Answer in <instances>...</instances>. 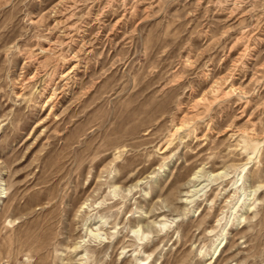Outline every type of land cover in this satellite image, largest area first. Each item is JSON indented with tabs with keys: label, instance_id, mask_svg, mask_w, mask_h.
Segmentation results:
<instances>
[{
	"label": "rangeland",
	"instance_id": "1",
	"mask_svg": "<svg viewBox=\"0 0 264 264\" xmlns=\"http://www.w3.org/2000/svg\"><path fill=\"white\" fill-rule=\"evenodd\" d=\"M0 264H264V0H0Z\"/></svg>",
	"mask_w": 264,
	"mask_h": 264
},
{
	"label": "bare ground",
	"instance_id": "2",
	"mask_svg": "<svg viewBox=\"0 0 264 264\" xmlns=\"http://www.w3.org/2000/svg\"><path fill=\"white\" fill-rule=\"evenodd\" d=\"M48 114H50V112H49ZM211 175H212V174H211ZM212 176H213V175H212ZM194 190H195V189H194ZM194 190H193V191H194ZM94 235H95V234H94ZM94 235H93V236H94ZM222 242H223V241H220V242L216 245L213 254H216V252L218 251L219 246H223L224 243H222Z\"/></svg>",
	"mask_w": 264,
	"mask_h": 264
}]
</instances>
